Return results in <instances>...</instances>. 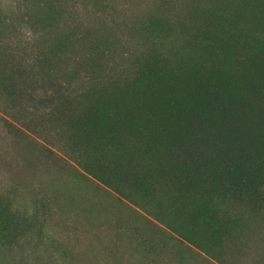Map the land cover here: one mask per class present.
<instances>
[{"label": "rangeland", "instance_id": "1", "mask_svg": "<svg viewBox=\"0 0 264 264\" xmlns=\"http://www.w3.org/2000/svg\"><path fill=\"white\" fill-rule=\"evenodd\" d=\"M0 264H264V0H0Z\"/></svg>", "mask_w": 264, "mask_h": 264}]
</instances>
